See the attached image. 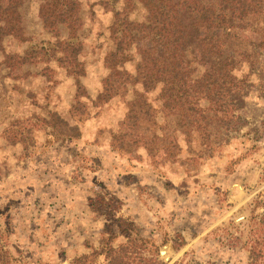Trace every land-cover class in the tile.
<instances>
[{
	"label": "rangeland",
	"instance_id": "rangeland-1",
	"mask_svg": "<svg viewBox=\"0 0 264 264\" xmlns=\"http://www.w3.org/2000/svg\"><path fill=\"white\" fill-rule=\"evenodd\" d=\"M46 1L22 0L23 36L5 38L2 42L5 54L0 51V264L35 262L37 255L24 252L23 238L18 235L15 240L13 233L18 229L45 232V228L57 226L56 221L50 226V220L57 216L53 213L54 217L50 218L49 209H53L50 202L58 198L57 191H50V186L59 182L63 187L71 184L77 185L79 191L88 190L84 192L85 197H89L88 203L93 205L91 210L100 235L86 239L87 254L101 249L111 234L116 236L114 246L124 243V232L125 235L137 233L154 242L158 247V259L164 264H249V253L240 248L247 241V228H242L245 233L239 246H234L223 230H214L200 240L194 239L197 244L191 243L188 236H197L207 227L208 218L218 214L225 216L218 227L223 229L230 222L237 225L249 219L255 205V215L264 213V186L234 216L223 213L228 210L231 184L236 180L241 182L240 178L246 177L251 167L252 171L257 168L263 156L264 47L260 46L261 34L255 29L235 31L240 43L238 50L251 56L248 59L235 56L241 62L234 74L247 83L245 89L241 87L245 93L244 107L238 112L239 120H230V124L223 127L215 123L209 127V142L212 143L209 151L200 146V138L194 131L183 132L179 117H169L157 122L163 126L166 122L173 123L171 134L179 151L172 150L173 155L168 153L166 157L161 149L153 155L144 148L119 152L113 142L123 131L120 123L132 91L130 89L125 98L113 96L109 86L105 92L108 72L104 67V56L113 47L108 30L120 4L102 5L101 0H78L83 21L79 61L85 74L76 80V76L68 75L65 67H57L52 59V53L58 49L57 39L44 29L39 18L40 8ZM260 23L264 28V17ZM66 34L63 30L60 37L65 38ZM26 53H32L28 55L31 59L21 65ZM6 54L13 57L11 65L5 63ZM186 56L194 67L199 68L193 76L196 78L202 72L197 64L199 52L192 48L187 50ZM135 60L126 63L129 71H134ZM77 81L87 98L83 99L86 107L81 111H77L74 101L77 95L81 96V93L77 94ZM157 86L147 96L150 100L158 97L161 85ZM201 104L211 107L209 101ZM54 113L69 126L77 127L78 140L60 141L61 127L52 126L56 121L50 118ZM93 174L105 177L93 179ZM29 175L32 180L25 182ZM42 175L50 181H45L50 190L37 196L33 192V180ZM261 176L264 179V168ZM36 196L39 202L44 200L41 208L37 201L30 202L29 197ZM43 207L47 210L42 214ZM38 209V218L43 217L45 226L35 221L37 216L33 210ZM58 210L62 211L61 208ZM237 230L233 229L234 232ZM47 236L40 234L24 239L32 240L34 244L30 247L35 250L33 247H45ZM175 246H180L178 251ZM76 247V241L71 237L67 245L72 249L68 264L74 259L72 252H79ZM151 255L152 252L143 251L141 257L148 259ZM105 256L97 257L92 263V258L79 263L107 264ZM56 257H49L46 264H59Z\"/></svg>",
	"mask_w": 264,
	"mask_h": 264
},
{
	"label": "trees",
	"instance_id": "trees-1",
	"mask_svg": "<svg viewBox=\"0 0 264 264\" xmlns=\"http://www.w3.org/2000/svg\"><path fill=\"white\" fill-rule=\"evenodd\" d=\"M4 2L0 0V51L3 54L5 38L23 36L22 0ZM100 4H120L108 30L113 47L104 56V67L108 72L105 92L109 86L113 96L125 98L129 90L132 91L120 123L123 131L113 142L115 150L125 152L131 148H144L153 155L161 149L165 157L168 153L173 155L172 150H180L171 134L174 125L166 122L164 127L157 120L179 117L183 132L194 131L200 138V146L209 151L212 146L209 127L214 123L223 127L230 124V120L240 118L238 112L243 109L245 100L241 87L245 89L247 83L234 74L241 62L235 56L241 59L251 56L238 50L240 43L235 31L255 29L261 34L260 46L264 47V28L260 23L264 17V0H101ZM39 18L44 29L57 39L58 49L52 53L57 67H65L67 74L76 76V80L84 76L85 70L79 61L83 30L79 1L47 0L40 8ZM63 30L67 33L65 38L60 37ZM216 32L222 35H216ZM192 48L199 52L197 64L202 69L196 78L193 76L199 68L194 67L186 56L187 50ZM246 50L249 52V47ZM26 54L21 65L31 59L28 55L32 53ZM12 58L6 54L5 63L11 65ZM133 59L134 71H129L126 63ZM157 85H161L160 93L150 100L147 96ZM80 93L81 96L77 95L74 100L77 111L86 107L83 99H87L77 81V94ZM203 101H209L211 107L202 106ZM50 118L56 121H52V126L61 127L60 141L80 138L76 126H69L55 113ZM256 210L255 205L249 219L237 225L230 222L216 231L223 230L234 246H239L245 233L242 228H247V241L240 248L249 253V264H264V213L255 215ZM235 228L238 232L233 231ZM122 234L124 243L114 246L116 236L111 234L101 249L76 257L70 264H80L90 258L92 263L105 254L107 264H164L158 259V247L154 242L137 233ZM180 246H175V250L178 251ZM143 251L152 252L151 257H141Z\"/></svg>",
	"mask_w": 264,
	"mask_h": 264
},
{
	"label": "crops",
	"instance_id": "crops-1",
	"mask_svg": "<svg viewBox=\"0 0 264 264\" xmlns=\"http://www.w3.org/2000/svg\"><path fill=\"white\" fill-rule=\"evenodd\" d=\"M257 168H254L252 171V167L248 170V173L246 174V177L240 178L239 182H234L231 184V194L229 196L227 204L229 205L227 207V211H224L223 213H227V216H234L237 211L243 206V204H248L253 200L255 197L256 191L261 189L264 186V179H262L261 174L263 173V168H264V149H263V156L261 157V163L256 166ZM236 174V173H235ZM102 174H99V176H95V174L91 175L94 178H104L105 176L101 177ZM11 176V179H14V176ZM29 179L27 178L25 182L31 181V175H29ZM240 177V174L238 178ZM18 178V175H17ZM15 178V179H17ZM22 178V177H21ZM47 177L44 178L42 177H36L33 183V188H34V194H40L41 192H46V190L49 188L47 187L46 183L50 182L45 180ZM23 179V178H22ZM22 179H18L22 181ZM31 179V180H30ZM92 179V178H91ZM45 181H47L45 183ZM62 185L59 184H54L50 186V191H57L55 194L58 195V198H53L52 202L53 203V209H49L51 215L50 218L54 217L53 213H56V218L54 220H50V226H52V222L56 221L57 226L47 229L45 228V232L41 230V232H38L36 229L31 230L30 229H18L15 230L16 233H13V237H15V240H17L18 235L23 241L21 242L23 251L31 254V255H37V258L35 257V262L33 264H46V260H48L49 257L54 258L57 256L56 260L58 261L59 264H68V260L70 259L69 255L71 253L70 250L68 249L67 245L69 244L71 237L73 240L76 241V249H79V252L77 254L76 251H73V257H80L82 255L87 254V247L85 245L86 239H92L95 236L100 235V228L96 224V220L93 218V211L91 210V202L88 203L89 197H85L86 191H88L86 188H84V191H79V187L77 188V185H65L64 187H60ZM84 187V186H83ZM57 188V189H56ZM20 194V190L18 191ZM38 196V195H37ZM36 196V197H37ZM30 198V202L32 201H37L38 207H42V201L43 199L38 201L37 198ZM42 204V205H40ZM45 206V205H44ZM61 208L62 211L56 209ZM46 207H43L42 214L44 211H46ZM40 212V209H38L36 212L33 213L35 217V221H39L38 225H43L45 226L43 222V217L39 216L37 212ZM64 217V218H63ZM224 214H218L215 215L212 219H210L209 222L205 223L207 225L206 228L203 229V231H200L197 236H194L191 234L189 237V241L193 244H197V241H193L194 239L199 238V240L203 236H207L210 232L216 230L220 224L223 223L224 221ZM18 232V233H17ZM43 235H48L49 237L47 244L45 247H33L35 250H33L30 245L33 246L34 242L29 239H24V238H29V237H37L40 234ZM45 233V234H44ZM47 233V234H46ZM68 241V243H67ZM94 241V239L92 240ZM186 241L188 242V239L186 238ZM186 242V244H188ZM29 243V244H28ZM185 244V245H186ZM37 245V244H36ZM90 246L92 245V242L89 244ZM38 246V245H37ZM190 246V245H189ZM21 248V249H22ZM33 251V252H31ZM62 252V253H61ZM62 254V255H60ZM37 259V260H36ZM49 261V260H48Z\"/></svg>",
	"mask_w": 264,
	"mask_h": 264
}]
</instances>
